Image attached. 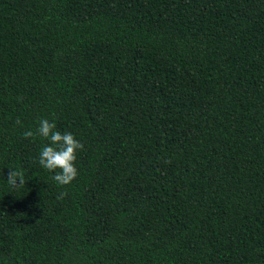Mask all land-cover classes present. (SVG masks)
Returning <instances> with one entry per match:
<instances>
[{"label": "trees", "instance_id": "16d2710c", "mask_svg": "<svg viewBox=\"0 0 264 264\" xmlns=\"http://www.w3.org/2000/svg\"><path fill=\"white\" fill-rule=\"evenodd\" d=\"M0 264H264V0H0Z\"/></svg>", "mask_w": 264, "mask_h": 264}, {"label": "clouds", "instance_id": "9594fccd", "mask_svg": "<svg viewBox=\"0 0 264 264\" xmlns=\"http://www.w3.org/2000/svg\"><path fill=\"white\" fill-rule=\"evenodd\" d=\"M17 123H20L17 121ZM25 138L35 137L36 135L49 141L48 144L41 148L39 153V165L54 172L52 179L59 185L70 184L78 175L75 166L77 152L83 151L84 145L78 141L71 132L61 133L57 129L54 121L42 118L39 121L35 133L31 130L23 133ZM59 170V171H57ZM23 171L15 168H9L7 184L12 188L22 189L25 186ZM67 195V193H62Z\"/></svg>", "mask_w": 264, "mask_h": 264}]
</instances>
